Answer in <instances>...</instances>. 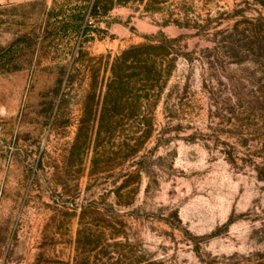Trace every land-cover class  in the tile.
<instances>
[{
  "label": "rangeland",
  "instance_id": "374dc122",
  "mask_svg": "<svg viewBox=\"0 0 264 264\" xmlns=\"http://www.w3.org/2000/svg\"><path fill=\"white\" fill-rule=\"evenodd\" d=\"M147 43L168 75L139 106L118 58ZM106 245L264 264V0H0V264Z\"/></svg>",
  "mask_w": 264,
  "mask_h": 264
},
{
  "label": "trees",
  "instance_id": "16d2710c",
  "mask_svg": "<svg viewBox=\"0 0 264 264\" xmlns=\"http://www.w3.org/2000/svg\"><path fill=\"white\" fill-rule=\"evenodd\" d=\"M162 46H155L154 44L147 43V44H138L130 47L128 50L124 51L122 55L118 58V60H123L126 62L129 57L136 62V69L138 72V84H137V100L138 105L141 106L144 101L147 103L152 104L157 101V98L160 95V90L165 84L164 78L168 75L165 74L166 70V57L167 55L159 52L162 50ZM146 74L147 76L144 78L143 75ZM140 176V174H139ZM109 245H106L99 253H102L107 256V260L104 261L103 258L91 261V258L88 257L86 264H123V257L124 254L119 252V256L117 258V262L113 261L112 259L114 256H111V252L107 250ZM92 247L91 249H93ZM133 264H159L156 261H147L143 262L142 260H137Z\"/></svg>",
  "mask_w": 264,
  "mask_h": 264
}]
</instances>
